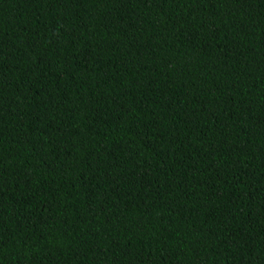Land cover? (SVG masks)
Returning a JSON list of instances; mask_svg holds the SVG:
<instances>
[{"label": "trees", "instance_id": "obj_1", "mask_svg": "<svg viewBox=\"0 0 264 264\" xmlns=\"http://www.w3.org/2000/svg\"><path fill=\"white\" fill-rule=\"evenodd\" d=\"M0 264H264V0H0Z\"/></svg>", "mask_w": 264, "mask_h": 264}]
</instances>
